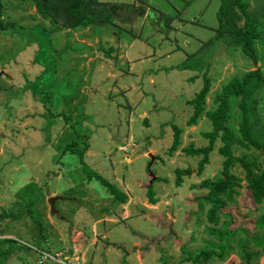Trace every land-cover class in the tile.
<instances>
[{"label":"rangeland","instance_id":"obj_1","mask_svg":"<svg viewBox=\"0 0 264 264\" xmlns=\"http://www.w3.org/2000/svg\"><path fill=\"white\" fill-rule=\"evenodd\" d=\"M102 1L112 22L59 28L32 0H0V236L16 240L5 264H264V197L253 201L236 161L237 191L218 207V223L209 221L213 202L197 197L208 189L201 181L220 173L223 141L214 139L200 170L204 153L185 149L209 144L206 110L224 83L257 66L264 74V0H246L257 64L239 45L214 39L221 0ZM204 75V109L188 123V99ZM247 91L252 116L264 122V80ZM241 98H229L237 137ZM172 124L181 128L174 149ZM69 146L83 149L84 163L125 199L89 179ZM232 150L263 165L252 146ZM176 168L192 171L177 183ZM50 195H59L57 213ZM36 247L63 252L42 260Z\"/></svg>","mask_w":264,"mask_h":264},{"label":"trees","instance_id":"obj_2","mask_svg":"<svg viewBox=\"0 0 264 264\" xmlns=\"http://www.w3.org/2000/svg\"><path fill=\"white\" fill-rule=\"evenodd\" d=\"M37 11L43 17H50L58 23L59 28H75L79 26H86L93 22L99 21H113L112 10L107 3L102 0H32ZM248 2L246 0H221V4L217 11L218 25L215 28L216 32L214 39H223L227 44L239 45L242 50L250 55L254 62H257L255 48L253 46L254 39L258 37V32L254 25V20L250 17L248 11ZM0 27L4 29L6 25L0 20ZM223 41V42H224ZM202 87L189 98L188 101L193 105V113L188 118V123H195L204 109V98L209 92L210 78L206 75ZM255 78L264 80L262 70L257 66L253 69L245 71L242 76H233L226 83H224L219 91L215 94L213 101L216 106L213 109L206 110V114L211 118L212 130L205 132L209 136V144L204 147L185 148L190 153L202 151L204 156L199 160V170L203 163L207 160L208 152L213 147V142L216 137H220L223 144L219 147L221 153L225 155L223 165L220 173L216 178L204 179L200 185L207 187V191L197 197L202 198L208 202H213L206 211V216L209 221L218 223L219 215L217 213L218 207L223 208L229 199H232V194L236 193V186L240 184L239 176L231 171V167L238 161L245 170V178L247 185L252 194V199L255 203H260L264 197V159L263 165L257 161V156L248 158L246 154L242 156H235L232 150L233 143H238L244 147L252 146L257 150V154H264V122L259 123L258 117H253V108L256 101L248 104L244 98L247 91V85ZM232 95H241L239 106L242 109V117L239 124L240 137H237L230 126L227 124L228 113L230 110V100ZM57 112L50 114L54 115ZM253 117V118H252ZM174 128L173 142L171 149H174L179 143L181 128L176 124H172ZM69 150L77 151L82 159L83 149H74L69 146ZM83 169L89 179L95 177L102 184L105 185L109 193H111L118 200L125 199V192L119 187L115 186L108 178L102 174L91 169L83 159ZM190 168H176L177 183H180L182 174L191 173ZM147 195L150 201L155 202L156 198L153 196V191L148 185ZM6 213H0L4 216ZM15 238L10 236H0V264H5L6 258L10 255L15 243ZM38 248V247H36ZM39 249V248H38ZM204 253V258L208 259L210 250H201ZM188 257H191L189 254Z\"/></svg>","mask_w":264,"mask_h":264},{"label":"water","instance_id":"obj_3","mask_svg":"<svg viewBox=\"0 0 264 264\" xmlns=\"http://www.w3.org/2000/svg\"><path fill=\"white\" fill-rule=\"evenodd\" d=\"M151 158H153V155H151ZM150 174H152V172H150ZM57 198H59V195H50L47 199L50 204V210L52 213L58 212V209L55 206V201Z\"/></svg>","mask_w":264,"mask_h":264},{"label":"built area","instance_id":"obj_4","mask_svg":"<svg viewBox=\"0 0 264 264\" xmlns=\"http://www.w3.org/2000/svg\"><path fill=\"white\" fill-rule=\"evenodd\" d=\"M36 250H39L40 252V257L42 258V260L44 258H47L48 256L50 257H55L56 255H60L63 251H59V252H56L54 255H52L48 250H44V249H38V248H35ZM66 250V249H65ZM41 260V261H42Z\"/></svg>","mask_w":264,"mask_h":264},{"label":"crops","instance_id":"obj_5","mask_svg":"<svg viewBox=\"0 0 264 264\" xmlns=\"http://www.w3.org/2000/svg\"><path fill=\"white\" fill-rule=\"evenodd\" d=\"M256 39V38H255ZM217 52H220V50L219 51H217ZM257 61H258V59H257ZM258 62H256V64H257Z\"/></svg>","mask_w":264,"mask_h":264}]
</instances>
